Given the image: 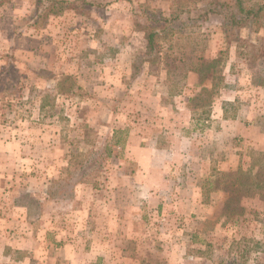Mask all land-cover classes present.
Masks as SVG:
<instances>
[{"label": "rangeland", "instance_id": "obj_1", "mask_svg": "<svg viewBox=\"0 0 264 264\" xmlns=\"http://www.w3.org/2000/svg\"><path fill=\"white\" fill-rule=\"evenodd\" d=\"M45 1L0 0V264H264V17L195 21L234 0L40 17ZM139 132H167L174 166H137Z\"/></svg>", "mask_w": 264, "mask_h": 264}, {"label": "trees", "instance_id": "obj_2", "mask_svg": "<svg viewBox=\"0 0 264 264\" xmlns=\"http://www.w3.org/2000/svg\"><path fill=\"white\" fill-rule=\"evenodd\" d=\"M75 7V1L68 0H46L41 9L42 17H48L50 15H57ZM180 15V14H179ZM179 15L170 20H163L166 24L157 31L151 30L147 33V60L150 62H156L154 59L158 58L160 49L157 46V41L161 35L168 38L172 32V27L176 25L179 20ZM211 16H215L221 19L223 26L226 29H235L243 27L253 22L261 21L264 17V6H247L244 0H234L233 4L209 5L204 7L201 12L196 15L195 21L206 22ZM179 29H182L179 27ZM172 34V33H171ZM150 59V60H149ZM178 59H171L166 57L165 66L170 69L177 68ZM207 66V65H206ZM208 67V66H207ZM196 71H200L196 68ZM226 176V175H224Z\"/></svg>", "mask_w": 264, "mask_h": 264}, {"label": "crops", "instance_id": "obj_3", "mask_svg": "<svg viewBox=\"0 0 264 264\" xmlns=\"http://www.w3.org/2000/svg\"><path fill=\"white\" fill-rule=\"evenodd\" d=\"M170 137L167 132L158 133L150 137L140 132L128 134L125 144V151L128 152L126 155L130 153L136 155L134 162L139 167H170L171 164L173 165L175 157L181 156L180 150L173 146H158L159 141L167 142V140L172 138ZM134 143L136 144L134 145ZM3 223V220L0 219V224Z\"/></svg>", "mask_w": 264, "mask_h": 264}]
</instances>
